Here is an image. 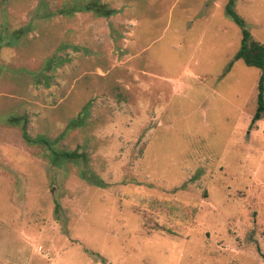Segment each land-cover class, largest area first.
Listing matches in <instances>:
<instances>
[{"label":"rangeland","instance_id":"rangeland-1","mask_svg":"<svg viewBox=\"0 0 264 264\" xmlns=\"http://www.w3.org/2000/svg\"><path fill=\"white\" fill-rule=\"evenodd\" d=\"M244 32L264 0H0V264H264Z\"/></svg>","mask_w":264,"mask_h":264},{"label":"trees","instance_id":"trees-1","mask_svg":"<svg viewBox=\"0 0 264 264\" xmlns=\"http://www.w3.org/2000/svg\"><path fill=\"white\" fill-rule=\"evenodd\" d=\"M89 10H93L95 14L99 16H108L109 12L104 11L93 5H87ZM248 34L243 33L242 47L237 54V59H242L248 65L257 67L260 70V77L257 86V97H256V112L252 119V125L261 120L264 117V45L258 42H251L250 46H247ZM37 141L43 143L44 140L37 138Z\"/></svg>","mask_w":264,"mask_h":264}]
</instances>
